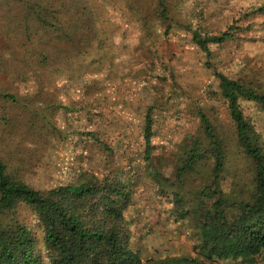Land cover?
<instances>
[{"label":"rangeland","instance_id":"1","mask_svg":"<svg viewBox=\"0 0 264 264\" xmlns=\"http://www.w3.org/2000/svg\"><path fill=\"white\" fill-rule=\"evenodd\" d=\"M46 1L79 2L95 15L63 17L65 28L78 24L76 39L85 40L74 49L66 41L53 58L52 46L43 48L50 58L45 65L39 54L48 38L42 22L27 15L20 0H0V90L15 96L0 95V158L8 173L42 191L117 176L131 191L119 223L128 244L143 259L195 256L203 199L209 207L218 199L204 193L214 162L201 113L223 145L219 190L226 206L232 210L253 194L254 163L238 141L216 72L264 90V0H164L165 14L159 0ZM92 31L99 39L87 47ZM224 31L233 34L209 43V50L193 39L195 32L205 38ZM30 46L36 55L24 65L21 58L29 52L23 47ZM240 104L264 149V107L249 99ZM196 141L203 157L178 174ZM156 174L164 179L157 181ZM15 218L38 231L30 206L7 212L0 221Z\"/></svg>","mask_w":264,"mask_h":264},{"label":"trees","instance_id":"2","mask_svg":"<svg viewBox=\"0 0 264 264\" xmlns=\"http://www.w3.org/2000/svg\"><path fill=\"white\" fill-rule=\"evenodd\" d=\"M20 1L28 8L27 15L41 21L42 28L48 33L39 53L42 56L40 62L45 65L50 58L48 50L43 48L48 49L51 45L53 50L49 49L48 53L54 52L53 58L56 49L62 48L66 41L69 48L74 49L78 42L85 40L84 36L76 39L78 24L74 27V23L69 22L70 27L65 28L63 17L75 21L86 15H95L92 7H81L79 2L74 1L56 2L57 5H49L46 0ZM159 4L162 14H165L167 6L164 0H159ZM123 9L127 15V10ZM232 34L231 31H224L202 38L195 32L193 39L203 49L209 50V43H222ZM90 35L84 43L87 47L91 40L99 39L96 31ZM100 42L99 48L103 49L104 40L100 38ZM24 45L27 46V43ZM24 48L27 47H23L24 53L29 52L21 58V63L25 65L31 56L36 55V48ZM216 75L222 97L236 124L238 141L254 163V188L251 198L237 202L234 209L226 206L219 190L225 162L223 145L207 115L201 113L214 162L212 180L204 193L214 197L218 194V199L210 207L203 199L201 213L204 218L199 226L195 256L143 259L128 244L119 223L124 218L131 191L128 184L117 179V176H106L100 181L60 184L42 191L12 177L6 163L0 158V219L1 215L26 204L33 209L39 225L38 232L16 218L13 223L2 224L0 221V264H45L43 252L50 257L51 264H229L224 262L226 259H233L237 264H264V149L256 141L252 124L240 104L242 99H249L264 107V90L249 88L219 71ZM5 91L0 90V95L15 99L13 94ZM145 124V158L149 160L153 133L149 111ZM204 152L201 142L196 141L178 174L183 175L193 169ZM156 176L159 182L164 179L163 176Z\"/></svg>","mask_w":264,"mask_h":264}]
</instances>
